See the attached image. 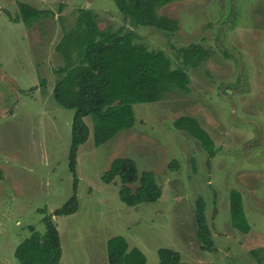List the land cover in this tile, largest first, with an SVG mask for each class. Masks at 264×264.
Wrapping results in <instances>:
<instances>
[{
  "label": "rangeland",
  "instance_id": "obj_1",
  "mask_svg": "<svg viewBox=\"0 0 264 264\" xmlns=\"http://www.w3.org/2000/svg\"><path fill=\"white\" fill-rule=\"evenodd\" d=\"M21 4L45 14L27 24ZM159 14L178 20L179 32L132 27L115 0H0V264H20L18 245L32 228L45 234L43 219L75 193L78 211L53 217L60 264H108L107 242L117 236L148 264L158 263L165 248L184 264H264V0H182ZM90 17L98 24L81 23ZM121 28L163 50L174 69L182 65L179 50L191 44L211 56L188 71L187 93L135 105V126L109 142L96 143L87 117L91 135L78 151L75 191V110L55 99L57 71L93 33ZM185 116L210 135L213 154L176 128ZM117 158L155 172L162 197L137 207L122 203L120 186L102 179ZM233 192L243 197L249 233L232 223ZM199 202L214 241L208 248L199 237Z\"/></svg>",
  "mask_w": 264,
  "mask_h": 264
},
{
  "label": "trees",
  "instance_id": "obj_2",
  "mask_svg": "<svg viewBox=\"0 0 264 264\" xmlns=\"http://www.w3.org/2000/svg\"><path fill=\"white\" fill-rule=\"evenodd\" d=\"M125 19L132 27H154L174 34L179 32V21L159 11L182 0H115ZM22 21L32 24L45 12L21 4ZM21 21V19L19 20ZM81 23L98 24L90 17ZM79 47L74 56L67 54V68L57 71L60 78L54 88L57 103L66 109L75 110L72 126V143L69 153L70 170L75 178L77 191V157L79 148L87 143L91 129L87 117L94 122L93 134L98 145L109 142L117 133L132 129L136 124L134 106L157 103L167 99L175 91L187 93L191 84L188 71L197 70L211 56V52L200 44H191L179 50L182 65L173 68L172 60L163 50H154L139 42L133 29L100 31L91 35ZM59 48V47H58ZM181 131L195 135L206 151L213 154V140L196 118L185 116L176 120ZM171 167H174L171 165ZM104 183L119 185V198L129 207L157 202L163 195L155 172H140L137 164L129 158L115 159L102 177ZM76 193L53 217L68 216L78 211ZM204 206H197L199 237L204 247L214 243L207 224ZM232 223L235 228L249 233L250 226L245 218L243 197L233 192L230 198ZM53 217H45V234L32 228V235L23 240L15 251L20 264H60L62 259L61 238ZM108 264H148L144 253L131 248L122 236L107 242ZM156 264H184L180 253L171 249L159 250Z\"/></svg>",
  "mask_w": 264,
  "mask_h": 264
}]
</instances>
